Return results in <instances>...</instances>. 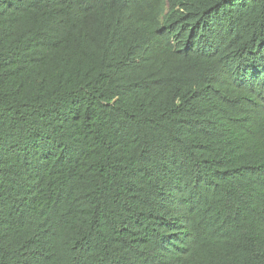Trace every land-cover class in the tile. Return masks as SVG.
<instances>
[{"label":"trees","instance_id":"trees-1","mask_svg":"<svg viewBox=\"0 0 264 264\" xmlns=\"http://www.w3.org/2000/svg\"><path fill=\"white\" fill-rule=\"evenodd\" d=\"M0 264H264V0H0Z\"/></svg>","mask_w":264,"mask_h":264}]
</instances>
